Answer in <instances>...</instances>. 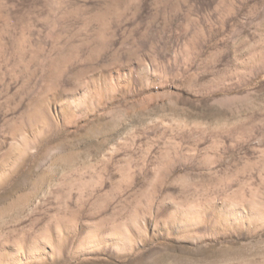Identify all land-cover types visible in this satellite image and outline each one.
Listing matches in <instances>:
<instances>
[{"label":"rangeland","instance_id":"374dc122","mask_svg":"<svg viewBox=\"0 0 264 264\" xmlns=\"http://www.w3.org/2000/svg\"><path fill=\"white\" fill-rule=\"evenodd\" d=\"M0 264H264V0H0Z\"/></svg>","mask_w":264,"mask_h":264}]
</instances>
